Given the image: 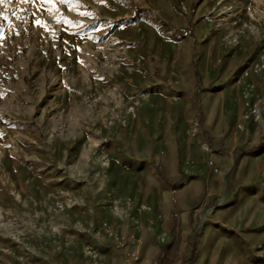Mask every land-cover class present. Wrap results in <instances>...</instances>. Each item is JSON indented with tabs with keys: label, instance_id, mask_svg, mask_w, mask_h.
Returning a JSON list of instances; mask_svg holds the SVG:
<instances>
[{
	"label": "rangeland",
	"instance_id": "374dc122",
	"mask_svg": "<svg viewBox=\"0 0 264 264\" xmlns=\"http://www.w3.org/2000/svg\"><path fill=\"white\" fill-rule=\"evenodd\" d=\"M193 3H0V264H264V0Z\"/></svg>",
	"mask_w": 264,
	"mask_h": 264
},
{
	"label": "trees",
	"instance_id": "16d2710c",
	"mask_svg": "<svg viewBox=\"0 0 264 264\" xmlns=\"http://www.w3.org/2000/svg\"><path fill=\"white\" fill-rule=\"evenodd\" d=\"M198 4V0H194V3H193V7H195L196 5ZM178 34L179 35H184L186 32L189 33V35L191 37H194V34H193V31H192V27H191V24L188 26L187 29H184V28H180L178 29ZM208 140H209V143L212 144V138L208 137ZM161 176L166 180L168 181V177H166L164 174L161 173ZM194 204V203H193Z\"/></svg>",
	"mask_w": 264,
	"mask_h": 264
},
{
	"label": "snow or ice",
	"instance_id": "6c2138e0",
	"mask_svg": "<svg viewBox=\"0 0 264 264\" xmlns=\"http://www.w3.org/2000/svg\"><path fill=\"white\" fill-rule=\"evenodd\" d=\"M3 0H0V3H2ZM21 3H29V2H35V0H20ZM42 2L44 3H48V4H53L55 2V0H42ZM67 2V0H59V3H65ZM51 10V9H50ZM35 23L38 26H41V22L40 21H35ZM2 135V134H0Z\"/></svg>",
	"mask_w": 264,
	"mask_h": 264
},
{
	"label": "built area",
	"instance_id": "2783aa9c",
	"mask_svg": "<svg viewBox=\"0 0 264 264\" xmlns=\"http://www.w3.org/2000/svg\"><path fill=\"white\" fill-rule=\"evenodd\" d=\"M155 264H160V263H157V262H156Z\"/></svg>",
	"mask_w": 264,
	"mask_h": 264
}]
</instances>
